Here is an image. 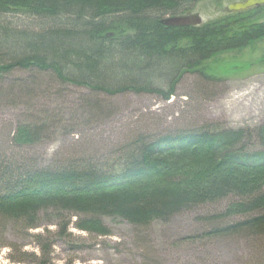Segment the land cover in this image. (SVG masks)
<instances>
[{
    "label": "trees",
    "instance_id": "16d2710c",
    "mask_svg": "<svg viewBox=\"0 0 264 264\" xmlns=\"http://www.w3.org/2000/svg\"><path fill=\"white\" fill-rule=\"evenodd\" d=\"M202 1L0 0V107L37 114L17 125L10 151L0 149V249L9 234L33 237L39 264H54L51 238L32 235L44 215L57 220L55 237L67 240L72 225L108 236L107 219L142 231L223 205L198 217L199 238H240L252 264H264V122L138 132L118 145L113 164L88 151L46 166L20 155L64 128L63 112L36 106L71 87L86 91L69 111L72 133L109 114L106 99L151 94L168 101L188 75L198 80L196 94L211 93L208 86L238 70L237 56L264 44V7L200 25L167 24ZM20 17L26 21L14 20Z\"/></svg>",
    "mask_w": 264,
    "mask_h": 264
},
{
    "label": "rangeland",
    "instance_id": "374dc122",
    "mask_svg": "<svg viewBox=\"0 0 264 264\" xmlns=\"http://www.w3.org/2000/svg\"><path fill=\"white\" fill-rule=\"evenodd\" d=\"M241 1L244 0H204L187 14L167 18L200 25L222 17L231 4ZM14 20L26 21L21 17ZM233 61L238 70H227L228 74L224 70L227 75L222 82L208 86L211 93L207 95L196 94L198 80L188 75L168 101L151 94L106 99L110 113L85 126L79 125L73 133L69 111L79 104L77 101L86 91L71 87L63 97L54 95L36 106L37 110L48 107L63 112L67 117L62 123L64 128L57 130L53 141L20 155L33 157L46 166L88 151L97 154L101 163L113 164L118 145L138 132L156 134L206 125L231 129L256 127L264 122V44ZM34 112L0 107V149L11 150L9 139L17 125L27 116H36ZM221 208L223 205L190 210L167 224L156 222L142 231L121 220L107 219L108 236L91 235L72 225L69 231L72 236L67 240L55 237L57 220L44 215L32 235L51 238L54 264H252L254 260L249 258L240 238H199L204 228L198 217ZM40 258L41 249L33 237L21 239L9 234L7 247L0 249V264H39Z\"/></svg>",
    "mask_w": 264,
    "mask_h": 264
},
{
    "label": "water",
    "instance_id": "95a60500",
    "mask_svg": "<svg viewBox=\"0 0 264 264\" xmlns=\"http://www.w3.org/2000/svg\"><path fill=\"white\" fill-rule=\"evenodd\" d=\"M261 7H264V0H244L241 2H236V3L231 4L227 8V11L230 13H240V12H245L251 9L261 8ZM167 24L186 25L190 23L186 21H180V20H169Z\"/></svg>",
    "mask_w": 264,
    "mask_h": 264
}]
</instances>
